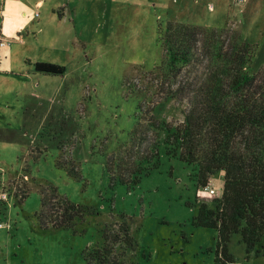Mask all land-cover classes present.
Listing matches in <instances>:
<instances>
[{"label": "rangeland", "instance_id": "374dc122", "mask_svg": "<svg viewBox=\"0 0 264 264\" xmlns=\"http://www.w3.org/2000/svg\"><path fill=\"white\" fill-rule=\"evenodd\" d=\"M3 1L0 264H93L104 246L110 264H214L217 231L192 225L207 193L175 127L208 73L205 31L225 49L236 38L254 47L250 70L264 77V0L243 15L231 0H7L2 15ZM168 22L199 30L176 79L157 70ZM185 79L193 85L179 90ZM223 176L209 178L217 194ZM48 187L82 210L71 228L40 225ZM227 249L234 264H264V240L246 254L234 235Z\"/></svg>", "mask_w": 264, "mask_h": 264}, {"label": "trees", "instance_id": "16d2710c", "mask_svg": "<svg viewBox=\"0 0 264 264\" xmlns=\"http://www.w3.org/2000/svg\"><path fill=\"white\" fill-rule=\"evenodd\" d=\"M197 32L195 27L168 22L159 31L165 59L157 70L176 79L192 61L200 43ZM203 38L208 73L193 93L174 137L181 160L197 169L202 189L209 186L213 174L224 175L220 197L207 193L195 198L192 225L217 231L214 264H234L227 249L232 236H239L246 254L264 240V77L250 70L254 47L236 38L225 49L214 30L205 31ZM36 71L60 74L62 69L37 65ZM186 80L179 90L193 85ZM81 213L54 188L43 189L37 215L42 228H71ZM111 253L104 246L93 256V264H110Z\"/></svg>", "mask_w": 264, "mask_h": 264}, {"label": "crops", "instance_id": "0c3cea01", "mask_svg": "<svg viewBox=\"0 0 264 264\" xmlns=\"http://www.w3.org/2000/svg\"><path fill=\"white\" fill-rule=\"evenodd\" d=\"M231 2H232V5H233V7L234 8H236L237 9V7H242V8H240V9H238V10H236V13H237V15H243L244 13H246V11L247 10H250V8L253 6V4H250L251 2H252V0H248V2H245V3H243V4H238L237 2H236V0H231ZM6 5H7V0H4L3 2H2V15H3V13L5 12L4 11V9H5V7H6ZM249 5V7H247ZM180 9H186L187 10V7H186V4H183V6L180 8ZM207 9H208V7H207ZM66 12V13H65ZM208 13H210V14H214V12H215V9H214V7H213V10L212 11H207ZM71 11H69V9H67V10H64V12H62L60 15L63 17V21H64V23L66 22V23H68L69 22V20H70V17H71ZM24 13L22 12V16L23 17H25L26 16V14H24ZM8 16H9V21L10 22H14L13 21V19H12V16H11V14L10 13H8ZM21 15H18V18L19 19H21V17H22ZM5 19V17H3V20ZM4 24H5V21H3V24H2V27L1 28H4ZM235 24V23H234ZM227 26V23H226V25H225V27ZM236 24H235V26H234V28H236ZM14 26H10L9 28H13ZM22 28V27H21ZM43 28H45V27H43ZM202 28V27H201ZM213 28H215V27H213ZM2 33H3V31H2Z\"/></svg>", "mask_w": 264, "mask_h": 264}, {"label": "built area", "instance_id": "2783aa9c", "mask_svg": "<svg viewBox=\"0 0 264 264\" xmlns=\"http://www.w3.org/2000/svg\"><path fill=\"white\" fill-rule=\"evenodd\" d=\"M238 4H243L245 2H248V0H236ZM208 10L212 11L213 10V5H208ZM6 43L2 42L0 40V47L4 46ZM206 193L209 194V196H215V197H220L221 194H217L212 188H209V186L205 189ZM1 227V226H0Z\"/></svg>", "mask_w": 264, "mask_h": 264}, {"label": "clouds", "instance_id": "9594fccd", "mask_svg": "<svg viewBox=\"0 0 264 264\" xmlns=\"http://www.w3.org/2000/svg\"><path fill=\"white\" fill-rule=\"evenodd\" d=\"M198 195H200V193H198Z\"/></svg>", "mask_w": 264, "mask_h": 264}]
</instances>
